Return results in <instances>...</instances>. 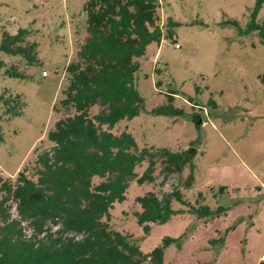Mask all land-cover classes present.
<instances>
[{
  "label": "rangeland",
  "instance_id": "1",
  "mask_svg": "<svg viewBox=\"0 0 264 264\" xmlns=\"http://www.w3.org/2000/svg\"><path fill=\"white\" fill-rule=\"evenodd\" d=\"M86 1L0 0V29L15 33L21 27L29 28V41L38 43L41 61L27 67L23 59L0 52L4 61L0 63V93L21 94L24 100L21 115L1 120L0 170L4 177L15 178L34 159L36 146L42 141L48 145V132L61 117L54 107L68 85L66 67L88 36ZM160 3V25L166 32L171 20L173 34L151 43L140 58L137 85L145 97V110L119 121L113 130L128 129L140 146L187 150L194 165L195 189L210 192L227 186L229 194L218 198L208 194L207 202L230 209L227 215L207 220L175 201L173 207L184 211L166 222L151 223L146 232L135 216L142 210L136 198L150 190L162 195L164 188L134 180L127 198L111 209V223L132 233L145 252L159 246L165 236L180 239V244L166 248L162 264H257L264 252V35L262 28L250 27L256 0ZM256 21L264 29V3ZM15 62L26 76L7 73ZM169 90L177 92L175 104L191 117L148 114L167 100ZM97 110L95 106L93 112ZM147 165L137 167L139 176ZM163 166L156 165L159 183L166 174ZM189 170L186 165L184 176ZM195 189L188 191L192 203ZM12 212L17 215L15 207Z\"/></svg>",
  "mask_w": 264,
  "mask_h": 264
},
{
  "label": "trees",
  "instance_id": "2",
  "mask_svg": "<svg viewBox=\"0 0 264 264\" xmlns=\"http://www.w3.org/2000/svg\"><path fill=\"white\" fill-rule=\"evenodd\" d=\"M263 3L256 0L250 27L262 28L264 35L263 25L256 21ZM160 8V0L85 2L88 36L66 67L68 85L54 107L61 117L48 132V145L41 144L45 141L37 145L34 159L15 178L4 177L0 170V264H162L166 248L180 244V239L165 236L159 246L145 252L132 233L111 223V209L127 198L132 181L163 188L155 173L158 163L166 175L179 173V180L173 191L160 195L150 190L136 198L142 210L135 216L146 232L151 223L166 222L184 211L173 207L175 201L189 205L200 217L220 216L229 209L196 206L185 199V190L196 180L187 150L140 146L128 129L113 130L119 121L145 110V97L137 85L140 58L151 43L173 34L171 20L163 31ZM232 23L239 26L237 20ZM31 34L26 27L15 33L0 29V52L23 59L27 67L40 65L38 43L29 41ZM18 67L17 62L10 63L7 73L26 76ZM175 94L166 92L167 100L148 114L191 117L175 104ZM23 106L21 94L1 92L0 129L1 120L21 115ZM144 162L148 165L139 176L136 169ZM186 165L190 170L184 176ZM96 177L102 180L96 182ZM227 189L220 186L216 193Z\"/></svg>",
  "mask_w": 264,
  "mask_h": 264
},
{
  "label": "crops",
  "instance_id": "3",
  "mask_svg": "<svg viewBox=\"0 0 264 264\" xmlns=\"http://www.w3.org/2000/svg\"><path fill=\"white\" fill-rule=\"evenodd\" d=\"M201 124H203V123H201ZM197 182V180H195L194 181V183H193V185L188 189V190H185V192H186V195H185V199L186 200H189V198H188V191L189 190H191V189H193V186H194V189H195V183ZM260 189H261V187H260ZM195 191H197L196 192V197H195V199H194V202L195 203H192L191 202V200H189L190 201V203L191 204H194V205H196V206H200V205H208L211 209H215V208H217L219 205H223V204H218V205H214V206H211L207 201L209 200L210 201V198H208V194H211L212 195V197H214V198H218V197H223V196H225L226 194H229V189H227V191L225 192V193H223V194H221V193H216V190L215 191H213V190H211L210 192L208 191L207 192V190H196L195 189ZM200 193H202L203 194V198H202V196H200ZM184 205H187V204H184ZM189 205H187V207H188ZM226 206V205H225ZM228 206V205H227ZM188 208H191V207H188ZM228 208L230 209V206H228ZM228 209V210H229ZM228 210H226L222 215H220V216H223V215H227V211ZM200 216V215H199ZM200 218H204V219H207V220H209V219H211V218H215V217H207V216H203V217H200ZM254 224V222H252L251 223V225H253ZM262 259H264V252L263 253H261V255L259 256V258H258V263L257 264H259V262H260V260H262Z\"/></svg>",
  "mask_w": 264,
  "mask_h": 264
},
{
  "label": "built area",
  "instance_id": "4",
  "mask_svg": "<svg viewBox=\"0 0 264 264\" xmlns=\"http://www.w3.org/2000/svg\"><path fill=\"white\" fill-rule=\"evenodd\" d=\"M44 74L46 75L47 71H45ZM178 180H179V173L177 172H173L168 175L165 174L162 178V181L164 182V185H163L164 190L173 191L175 186L178 184Z\"/></svg>",
  "mask_w": 264,
  "mask_h": 264
}]
</instances>
